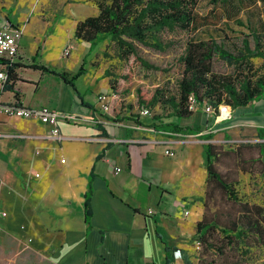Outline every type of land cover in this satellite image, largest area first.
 Returning <instances> with one entry per match:
<instances>
[{
	"label": "crops",
	"instance_id": "0c3cea01",
	"mask_svg": "<svg viewBox=\"0 0 264 264\" xmlns=\"http://www.w3.org/2000/svg\"><path fill=\"white\" fill-rule=\"evenodd\" d=\"M36 7V0H0V28L21 31L16 79L12 90L0 89V102L16 103L15 93L20 106H46L86 120L59 122L57 140L35 119L0 112V264L189 261L203 212V146L234 140L230 136L239 132L256 136L264 128V92L231 109L227 120L213 119L201 106L185 118L161 119L188 128L179 132L158 127L156 110H100L98 94L108 93L109 105L114 98L105 67L90 58L100 43L72 36L75 23L97 11L86 14L75 0L59 17H43ZM80 66L71 84L58 75L70 76Z\"/></svg>",
	"mask_w": 264,
	"mask_h": 264
},
{
	"label": "trees",
	"instance_id": "16d2710c",
	"mask_svg": "<svg viewBox=\"0 0 264 264\" xmlns=\"http://www.w3.org/2000/svg\"><path fill=\"white\" fill-rule=\"evenodd\" d=\"M97 12L95 15L84 17L77 21L73 28L72 36L75 40L97 45L104 40L112 43L115 48V57L121 63L132 58L136 63L146 69L157 68L149 64L138 53V47L165 52L175 45L170 35L182 32L185 34L180 52L176 58L178 77L173 83V88L155 87L148 94L137 90L135 104L138 110L160 109L152 115L159 121L160 128L170 129L173 132L188 130L178 124L162 118L174 117L176 119L188 117L191 110L187 108L188 97L192 96L196 106L207 104L213 108L225 105L231 109L247 105L253 99L260 97L264 92V40L263 34L258 32L257 24L247 20L245 27L250 29L252 46L248 40L234 46L231 52L225 48L222 40L214 38L195 39L194 31L201 25L199 16L195 12L198 0H94ZM225 2V0H223ZM235 10L239 7L233 4ZM238 25H242L241 23ZM262 35V36H261ZM101 56L106 57L102 52ZM225 62L230 67L227 73L215 72L212 69L213 58ZM259 58L262 63L254 67L250 61ZM12 64L6 68V83L2 90H12V82L16 79ZM36 69L46 70L42 66H33ZM80 66L72 75L58 74L63 80L71 81L82 72ZM103 75L108 77V87L114 98L121 92L125 76L118 74L116 77L108 68ZM17 103V94L14 93ZM113 98V99H114ZM18 104V103H17ZM109 106V101L107 107ZM256 138L264 139V128L256 130ZM259 156L264 172V142L257 143ZM204 164L206 168V187L201 201L202 215L195 224L193 240L201 247L200 253L214 249L221 256L225 249L240 248L242 239L251 235L258 243L264 242V211L258 205L239 204V211L235 220L228 226L218 225L213 218H208L205 213V197L208 185L214 183L230 200L235 201L232 190L215 171L214 160L218 155L216 145L206 143L203 146ZM87 194L84 196L85 216L88 215ZM222 233L216 238V232ZM214 239L215 241H212ZM183 264H213V260L204 261L201 258L195 263L184 260Z\"/></svg>",
	"mask_w": 264,
	"mask_h": 264
},
{
	"label": "rangeland",
	"instance_id": "374dc122",
	"mask_svg": "<svg viewBox=\"0 0 264 264\" xmlns=\"http://www.w3.org/2000/svg\"><path fill=\"white\" fill-rule=\"evenodd\" d=\"M86 6V14H93L97 11L94 0H75ZM69 0H36V11L43 17H52L54 14L59 17L65 9ZM236 5L239 10H235ZM195 12L202 17L200 26L194 31L195 39L214 38L216 41L222 40L225 48L234 51V46L241 44L242 40H248L252 46V36L250 29L245 27L247 20L252 24H257L258 32L263 34L264 40V0H198ZM35 18L34 14L30 17ZM241 23L242 25H238ZM38 22H33L32 27L37 28ZM59 39L64 37L61 29H58ZM175 41V45L165 52H158L142 47H138L139 55L149 64L157 69H146L136 63L132 58L121 63L115 57V48L107 40L102 41L96 53L90 58L93 63L108 68L116 77L118 74L125 76L122 83L121 92L113 99L111 105L106 110H138L135 104L137 90L142 94H148L155 87L173 88V83L178 77L176 58L180 52V44L185 37L182 32L170 35ZM90 50V55L93 53ZM105 52L106 57L101 56ZM254 67L260 66L262 60L259 58L250 59ZM212 69L215 72L227 73L230 71L224 61L213 58ZM108 96V93H101ZM112 94V93H111ZM109 100V97L108 99ZM152 110L160 111L154 107ZM234 140L216 144L218 155L213 166L220 177L229 184L236 200H230L222 190L214 183L208 185L206 194L205 213L208 218L220 226H228L231 220H235L239 211V204L258 205L264 211V172L259 156L257 143L264 142L256 138L255 133L234 134L230 136ZM216 238H220L222 233L216 232ZM242 239L241 247L238 249H225L223 256L214 249H209L200 253L201 247L197 244L194 253L190 254L189 261L195 263L198 258L204 261L213 260V264H264V242L258 243L254 237L248 235ZM212 241H215L212 239Z\"/></svg>",
	"mask_w": 264,
	"mask_h": 264
},
{
	"label": "built area",
	"instance_id": "2783aa9c",
	"mask_svg": "<svg viewBox=\"0 0 264 264\" xmlns=\"http://www.w3.org/2000/svg\"><path fill=\"white\" fill-rule=\"evenodd\" d=\"M20 35V29L17 27H12L9 24H5L0 28V89L6 83V68L12 65L17 58V40ZM63 54H67L66 49L64 50ZM107 99L108 96L101 93L96 96V101L100 110L107 109V103L109 101ZM200 106L205 114L210 115L213 117V119L217 120V106L215 108L207 104H202ZM195 107V100L192 96H189L187 108L192 111ZM0 112L7 117L35 119L41 124L48 126L49 136L57 140H60L61 138L57 127L59 122L77 124L86 120L80 116L58 112L46 106L23 107L15 102H0ZM139 114L147 115L148 110L144 108L140 109ZM164 153L170 154V152L167 150H165Z\"/></svg>",
	"mask_w": 264,
	"mask_h": 264
},
{
	"label": "bare ground",
	"instance_id": "6f19581e",
	"mask_svg": "<svg viewBox=\"0 0 264 264\" xmlns=\"http://www.w3.org/2000/svg\"><path fill=\"white\" fill-rule=\"evenodd\" d=\"M231 117V108L225 105H220L217 108V121L227 120Z\"/></svg>",
	"mask_w": 264,
	"mask_h": 264
}]
</instances>
